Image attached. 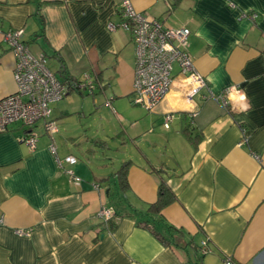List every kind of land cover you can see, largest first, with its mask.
<instances>
[{"label":"crops","instance_id":"obj_1","mask_svg":"<svg viewBox=\"0 0 264 264\" xmlns=\"http://www.w3.org/2000/svg\"><path fill=\"white\" fill-rule=\"evenodd\" d=\"M132 2L168 27L191 30L196 72L175 66L170 91L153 109L133 102L135 45L120 26V0H0V99L17 90L5 34L23 29L30 51L59 79V70L92 77L93 90L76 91L80 113L103 108L114 116L94 136L82 134V147L92 155L97 146L110 149L108 140L136 144L120 166L89 155L59 167L57 155L76 156L64 142L80 147L66 122L68 98L51 106L56 132L39 122L32 129L35 148L21 139V123L0 132V264H223L226 257L264 264V0ZM162 180L174 194L161 211L166 242L137 222ZM113 206L119 215L99 216Z\"/></svg>","mask_w":264,"mask_h":264},{"label":"built area","instance_id":"obj_2","mask_svg":"<svg viewBox=\"0 0 264 264\" xmlns=\"http://www.w3.org/2000/svg\"><path fill=\"white\" fill-rule=\"evenodd\" d=\"M122 21L120 26L131 33L135 45V73L133 82V102L147 109L155 108L168 94L174 81L175 66L178 65L183 75H194V59L189 52L188 27L172 28L162 20L145 15L133 6L132 0H120ZM257 15H252L255 19ZM111 29L117 25L109 23ZM24 30H10L5 34V40L16 55L17 62L14 77L17 90L0 99V132H6L13 123H21L26 134L21 139L35 148L37 134L32 130L35 125L44 120V125L49 133L57 131V124L51 120V104L62 100L69 92V86L63 83L51 70L44 56L34 55L27 44L23 42ZM202 85L204 81L201 80ZM89 86L95 88L92 77L85 75V82L79 88ZM232 90L238 91L236 88ZM173 114L166 116L170 122ZM30 130V131H29ZM54 153L57 149L51 145ZM57 155V154H56ZM59 167L63 163L76 164L78 158L68 155L60 159L57 155ZM66 172L76 181L80 182L73 170ZM114 209L104 207L99 216L106 221L114 217ZM21 235H29L26 230H18ZM201 251H209L206 241L202 243ZM223 264H236L232 257H226Z\"/></svg>","mask_w":264,"mask_h":264},{"label":"rangeland","instance_id":"obj_3","mask_svg":"<svg viewBox=\"0 0 264 264\" xmlns=\"http://www.w3.org/2000/svg\"><path fill=\"white\" fill-rule=\"evenodd\" d=\"M175 74L176 73L174 72L173 76H175ZM64 98L65 99L68 98V101H66V104L70 105L69 113L67 114V118H66V122L71 124L69 125L70 129L73 130L74 132L73 135L71 136L74 137V141L80 142V144H78L80 147H77V145L73 144L71 141H66V143L64 142L63 146H65L66 149L69 148L76 155L78 159H81L84 162H86V157H89L90 154L86 151V149L82 147L83 145H88L86 141L84 140L86 136L82 134H85V132L87 131L89 135L94 136L98 131L100 132L104 126H106L107 128L108 126L112 125L111 121L113 120L114 116L112 115L110 110L108 109L104 110L103 108L100 110L97 108L98 111L91 113V114L89 113L88 108H86L84 114L80 113L79 111L82 110L81 106L83 104L81 100L83 98L76 91L70 95H66ZM52 104L50 106H52ZM134 110L138 111V108ZM43 123H44V120L39 121L40 125H42ZM148 138L149 136H147L145 140ZM141 141H144V140H141ZM58 143L60 144L59 139H58ZM108 145L110 149L108 147L104 148L103 146H97L95 148L96 151H94V153L90 155V158L94 159V164L103 163L109 158V161L107 160V162H110V163L116 162V165L118 166L119 164H121L119 160L122 161L123 155L127 153L128 145H136V144L133 143L132 140L127 139V143L113 142L112 140H108ZM134 160H138V159H134Z\"/></svg>","mask_w":264,"mask_h":264},{"label":"trees","instance_id":"obj_4","mask_svg":"<svg viewBox=\"0 0 264 264\" xmlns=\"http://www.w3.org/2000/svg\"><path fill=\"white\" fill-rule=\"evenodd\" d=\"M119 15L121 16V21H122V11L120 10V7L118 8ZM120 21V22H121ZM23 42L25 43V40L23 39ZM26 44V43H25ZM61 75L63 76V80H61L63 83L67 84L69 86V93L73 91H78L82 92L83 89H88L89 86L87 85L85 88H79V85L83 82L80 80L75 79L74 77L70 76L67 74L66 70H59ZM67 94V95H68ZM127 165L123 166V171L121 173H125V169L128 166V162H126ZM123 177V176H122ZM123 180H126L125 178ZM123 183H125L123 181ZM174 199V194L167 185V183L162 180L160 183V188H159V197L155 202L150 204L149 209L147 214H142L138 216L137 222L139 225H142L149 230H151L155 235L160 237L164 242L169 241L168 235L166 234V231L168 228L166 225L163 223L162 218H161V211L170 204ZM115 213L114 216L119 215V209H117L115 206H113ZM170 228V227H169Z\"/></svg>","mask_w":264,"mask_h":264}]
</instances>
